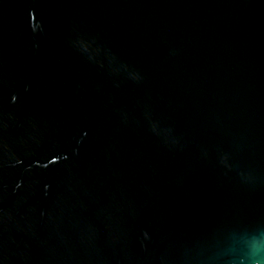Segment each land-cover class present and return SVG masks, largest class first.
Returning a JSON list of instances; mask_svg holds the SVG:
<instances>
[{
    "label": "water",
    "instance_id": "1",
    "mask_svg": "<svg viewBox=\"0 0 264 264\" xmlns=\"http://www.w3.org/2000/svg\"><path fill=\"white\" fill-rule=\"evenodd\" d=\"M0 264H264V0H0Z\"/></svg>",
    "mask_w": 264,
    "mask_h": 264
}]
</instances>
